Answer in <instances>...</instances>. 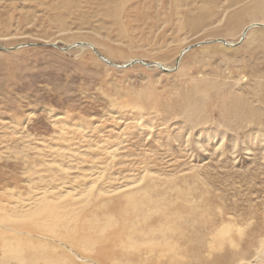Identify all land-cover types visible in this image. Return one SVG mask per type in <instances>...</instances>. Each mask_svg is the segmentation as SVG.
<instances>
[{
	"label": "rangeland",
	"instance_id": "obj_1",
	"mask_svg": "<svg viewBox=\"0 0 264 264\" xmlns=\"http://www.w3.org/2000/svg\"><path fill=\"white\" fill-rule=\"evenodd\" d=\"M121 1L0 0V200L93 180L101 223L148 184L196 236L213 221L198 264H264V18L242 37L254 0ZM75 42L94 49H61ZM78 254L71 264H97L95 247Z\"/></svg>",
	"mask_w": 264,
	"mask_h": 264
},
{
	"label": "bare ground",
	"instance_id": "obj_2",
	"mask_svg": "<svg viewBox=\"0 0 264 264\" xmlns=\"http://www.w3.org/2000/svg\"><path fill=\"white\" fill-rule=\"evenodd\" d=\"M125 1L122 0L121 3L124 5ZM180 3L181 0L176 1L177 6ZM248 15L254 22L245 27L243 33L253 25H261L260 21L264 18V0H254ZM239 18L238 16L237 19ZM198 22L200 20L196 23ZM133 60L139 59L131 61ZM106 62L112 64L108 60ZM153 65L167 70L161 62L156 64L153 62ZM237 96L234 98L230 96L229 101L234 104L233 112L238 116H244L252 111L251 105L246 102L244 104ZM91 181V184L85 186L79 193L78 191L73 193L77 186H72L73 190L59 192L63 186L57 184L54 187L56 183H53L54 185H50L51 190L42 189L40 186L42 190L32 192L34 194L26 199L30 200L29 202L15 199L14 202L3 203L0 200V262L8 264L15 260L18 264H71L73 259L70 256L85 257L78 253L95 247L96 257L94 260L89 258L92 263L97 260V264H148L149 260L143 261L139 256L141 247H145L153 255L168 257L172 264H184L183 258L187 260L186 264H198L200 250L211 246L209 234L213 225L212 220L199 222L206 231L203 236H196L197 226L193 220L184 218L186 217L182 216L185 214L184 211L168 215L165 205L156 200L158 198L151 197L148 184L134 189L124 185L127 188L123 193L124 202L117 205L110 201L106 204L107 210L103 213L105 217L101 223L98 222L99 199L95 196L101 189H94L96 183ZM155 193L153 195L159 196V193ZM114 210L118 211V215L111 214ZM152 214H155L154 221H150ZM228 230V225H222L215 228L214 232L225 233ZM117 246L130 249L128 252L130 256L128 257V253L117 254L114 251V247ZM57 254L59 256L54 257ZM132 255L136 256L130 260ZM118 257H125L127 260L121 262Z\"/></svg>",
	"mask_w": 264,
	"mask_h": 264
},
{
	"label": "water",
	"instance_id": "obj_3",
	"mask_svg": "<svg viewBox=\"0 0 264 264\" xmlns=\"http://www.w3.org/2000/svg\"><path fill=\"white\" fill-rule=\"evenodd\" d=\"M260 24H258V26H259ZM263 27H264V25H263ZM244 34L245 33H243V35H242V37L244 36ZM225 45L227 44L226 42H223ZM74 46H85V47H89V48H92V49H94L93 48V46L91 45V44H89V43H85V42H75L74 44H72V45H69V46H67L66 48H61L62 50H67V49H69V48H71V47H74ZM141 62V63H140ZM135 63H140V64H144V65H147V66H151V65H153V63H151V64H147V63H144L143 61H139V60H133V61H131V62H129L128 64H126V65H132V64H135Z\"/></svg>",
	"mask_w": 264,
	"mask_h": 264
}]
</instances>
